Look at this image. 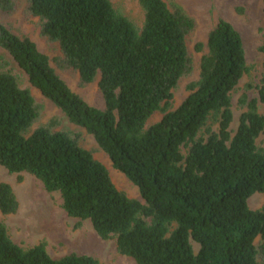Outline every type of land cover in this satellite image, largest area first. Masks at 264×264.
Instances as JSON below:
<instances>
[{
  "label": "trees",
  "instance_id": "trees-1",
  "mask_svg": "<svg viewBox=\"0 0 264 264\" xmlns=\"http://www.w3.org/2000/svg\"><path fill=\"white\" fill-rule=\"evenodd\" d=\"M19 1L0 0V13L14 14ZM138 1L140 28L111 0H25L22 12L41 20L55 54L3 24L0 46L70 122L93 135L143 201L116 186L106 165L81 145L80 132L58 129V117L34 127L43 105L1 61L0 164L60 192L69 216L89 219L137 264H264V203L256 209L248 203L264 194V149L257 142L264 134V61L259 84L246 85L258 94H241L245 109L232 128V93L250 68L240 32L219 18L206 44L195 45L207 47L199 79L170 109L174 88L195 69L189 41L198 23L177 0ZM56 67L76 70L81 85L98 76L104 108L73 90ZM156 111L161 119L147 125ZM18 206L12 185L1 181V212ZM0 264L100 263L88 254L55 258L45 241L23 247L0 220Z\"/></svg>",
  "mask_w": 264,
  "mask_h": 264
},
{
  "label": "rangeland",
  "instance_id": "rangeland-1",
  "mask_svg": "<svg viewBox=\"0 0 264 264\" xmlns=\"http://www.w3.org/2000/svg\"><path fill=\"white\" fill-rule=\"evenodd\" d=\"M25 0L19 1V9L11 15L0 13V24L19 36H28L34 40L38 48L53 57L52 46L41 35V20L38 17H27L22 12ZM114 6L132 20L137 27H142L144 10L138 0H111ZM197 20V28L190 38L189 46L195 53V69L192 74L183 77L173 90L171 108L175 109L189 94V84L199 79V63L203 52L197 51V42L206 44L209 31L216 25L219 18L229 20L240 32L245 48L249 71L240 79L232 93L234 121L236 128L241 112L245 109L239 106L238 99L246 91L250 97H256V87L246 88L248 83L259 84L263 69L264 53L260 46L264 41V2L263 0H177ZM0 61L4 69L14 73L22 88H28L34 98L42 103L43 110L34 127L47 123L53 117H58V129L80 132V143L91 149L94 157L103 162L116 186L127 195L143 201L138 187L120 170L116 169L109 156L97 145L92 134L68 120L61 109L29 80L27 73L19 66L12 55L0 46ZM57 73L77 93L91 105L104 108L103 94L98 86L97 78L85 85L80 84L76 70H61ZM259 109L264 113V104L259 103ZM161 111H156L148 120L147 125L159 121ZM216 128V125H214ZM258 145L264 149V134L258 138ZM9 182L17 196L19 206L16 212L3 214L0 210V220L8 229L11 238L23 247H30L42 241L46 242L48 252L55 258L71 253L88 254L99 260L100 264H137L134 258L121 254L117 249L115 238L104 239L94 229L89 219L81 220L71 217L62 207V197L58 191H48L43 182L35 175L22 171L10 172L0 164V182ZM250 207L260 208L264 203V194L256 192L248 201ZM258 242V239H257ZM195 249L198 244L192 240Z\"/></svg>",
  "mask_w": 264,
  "mask_h": 264
}]
</instances>
